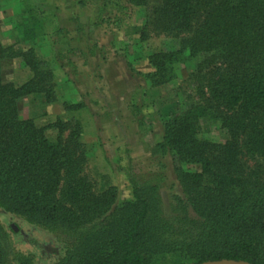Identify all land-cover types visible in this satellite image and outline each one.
Listing matches in <instances>:
<instances>
[{
	"label": "trees",
	"instance_id": "obj_1",
	"mask_svg": "<svg viewBox=\"0 0 264 264\" xmlns=\"http://www.w3.org/2000/svg\"><path fill=\"white\" fill-rule=\"evenodd\" d=\"M128 2L144 8L143 29L178 42L177 49L148 57L154 86L173 78L174 65L198 59L190 75L201 84L202 100L163 124L158 147L202 172L175 167L186 198H174L178 209L172 206L169 218L158 217L154 201L136 187L133 201L119 206L114 187L96 193L84 176L77 124L58 121L60 136L50 142L44 128L19 117L23 96L56 100L52 72L32 51L12 53L0 42V264L11 250L6 215L72 232L73 247L57 264H152L168 254L193 264H264V169L259 164L243 173L240 163L242 155L264 162V0ZM6 58H21L32 79L20 87L5 83ZM210 110L219 111L228 132L224 144L197 139L198 121ZM17 257L18 264H34L29 253Z\"/></svg>",
	"mask_w": 264,
	"mask_h": 264
},
{
	"label": "rangeland",
	"instance_id": "obj_2",
	"mask_svg": "<svg viewBox=\"0 0 264 264\" xmlns=\"http://www.w3.org/2000/svg\"><path fill=\"white\" fill-rule=\"evenodd\" d=\"M72 16L79 21L73 22ZM144 22V8L128 0H0L1 44L12 53L32 51L42 69L53 74L56 100L46 103L37 93L21 97L16 102L20 119L44 128L50 142L60 136L58 121L77 124L86 159L84 176L92 189L101 193L114 187L119 206L133 201L136 187L141 197L154 201L158 217L169 218L172 206L178 209L174 198H186V185L175 167L186 174L202 172L199 165L175 161L158 147L163 124L202 100L197 93L201 84L190 75L198 59L174 65L173 78L154 86L148 57L175 50L178 42L143 29ZM88 51L115 63L95 75V81L82 70ZM1 71L3 81L15 87L33 76L21 58L4 59ZM197 139L216 144L229 140L219 111H207L199 119ZM240 161L243 173L259 164L264 169L261 160L255 164L242 155ZM202 184L209 182L204 178ZM188 216H193L190 209ZM2 219L11 241L3 264H18V253L31 254L34 264H57L73 247L74 235L66 229H49L15 216ZM181 263L193 264L169 254L152 262Z\"/></svg>",
	"mask_w": 264,
	"mask_h": 264
},
{
	"label": "crops",
	"instance_id": "obj_3",
	"mask_svg": "<svg viewBox=\"0 0 264 264\" xmlns=\"http://www.w3.org/2000/svg\"><path fill=\"white\" fill-rule=\"evenodd\" d=\"M72 21L77 22L79 21V18L72 16ZM84 63L82 64V70L83 73L88 77L91 81H95V75H103V73L108 70L110 67H112L115 63L114 61H111L110 59L104 61L103 58L100 56V53H85L83 55ZM134 66H132V69ZM95 86V84H93ZM71 86H73L71 84ZM112 86H120V85H112Z\"/></svg>",
	"mask_w": 264,
	"mask_h": 264
},
{
	"label": "water",
	"instance_id": "obj_4",
	"mask_svg": "<svg viewBox=\"0 0 264 264\" xmlns=\"http://www.w3.org/2000/svg\"><path fill=\"white\" fill-rule=\"evenodd\" d=\"M199 264H251L245 261H234V260H219V261H211Z\"/></svg>",
	"mask_w": 264,
	"mask_h": 264
}]
</instances>
